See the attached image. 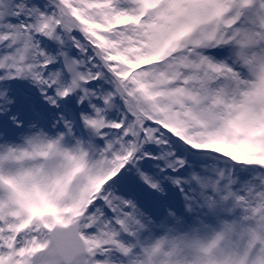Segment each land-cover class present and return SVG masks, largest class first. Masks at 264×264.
<instances>
[{"label":"snow or ice","instance_id":"obj_1","mask_svg":"<svg viewBox=\"0 0 264 264\" xmlns=\"http://www.w3.org/2000/svg\"><path fill=\"white\" fill-rule=\"evenodd\" d=\"M0 264H264V0H0Z\"/></svg>","mask_w":264,"mask_h":264}]
</instances>
